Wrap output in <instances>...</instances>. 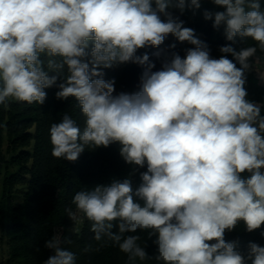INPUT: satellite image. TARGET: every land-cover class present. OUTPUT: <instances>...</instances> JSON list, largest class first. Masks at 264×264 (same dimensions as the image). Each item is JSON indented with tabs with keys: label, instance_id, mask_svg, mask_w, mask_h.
<instances>
[{
	"label": "clouds",
	"instance_id": "9594fccd",
	"mask_svg": "<svg viewBox=\"0 0 264 264\" xmlns=\"http://www.w3.org/2000/svg\"><path fill=\"white\" fill-rule=\"evenodd\" d=\"M212 3L223 10L204 19L231 42L219 58L172 11L199 10L202 0H0V105H42L56 86V98H74L84 119L66 112L51 124V155L75 162L117 143L130 176L139 173L138 187L125 178L82 189L76 211L65 210L72 221L83 213L93 239L118 246L126 264H264V246L250 242L244 255L225 239L241 222L248 232L264 225V105L245 87L264 53V8ZM169 35L192 47L153 71L137 51L159 49ZM237 38L254 43L237 49ZM127 63L143 68L139 90L114 94L103 69ZM138 232L155 237L154 257ZM44 246L52 254L43 264H76L58 235Z\"/></svg>",
	"mask_w": 264,
	"mask_h": 264
},
{
	"label": "trees",
	"instance_id": "16d2710c",
	"mask_svg": "<svg viewBox=\"0 0 264 264\" xmlns=\"http://www.w3.org/2000/svg\"><path fill=\"white\" fill-rule=\"evenodd\" d=\"M260 2L264 8V0ZM205 10L216 12L223 9L214 5L212 0H202L199 10H185L183 14L175 9L172 11L184 21L185 27L194 29L196 36L208 44L212 57L219 58L220 46L231 42L226 40L223 28L214 29L212 21L204 19ZM252 43L251 40L242 42L237 38L233 46L239 49ZM173 44L175 48L170 47ZM189 47L192 46L169 35L159 49L146 47L139 49L137 55L147 53L155 64L153 71H156L171 59L173 52L183 57ZM157 51L161 52L159 57L154 55ZM261 54L264 60V53ZM103 71L105 80L114 81V94L139 90L141 66L119 64ZM245 87L248 100L264 105V84L251 72L247 73ZM45 91L47 98L42 105L26 102H11L7 107L0 105V247L7 253L6 263L43 264L52 254L45 248V241L58 235L61 247L75 253L76 264H126L127 255L118 246L111 241L101 246L102 242L93 239L91 222L84 218L83 213V225L78 231L76 221L70 220L65 210L71 208L76 211L72 197L82 189L91 190L97 185H109L114 180L123 181L125 178L131 179L133 188L138 187L141 183L139 173L130 176L131 166L120 156L117 143L107 148L86 149L75 162L54 158L49 139L51 124L59 122L66 112L81 126L84 118L74 98L57 99L56 86ZM261 115H264V107ZM140 171H146V166ZM241 175L247 178L248 174ZM136 234L141 236L140 243H145L148 255L154 257L157 254L153 243L155 237L149 238L146 232ZM225 239L235 242L236 250L246 255L250 242L264 246V225L248 232L241 222L235 230L226 231ZM137 264L162 262L152 259L137 261Z\"/></svg>",
	"mask_w": 264,
	"mask_h": 264
},
{
	"label": "rangeland",
	"instance_id": "374dc122",
	"mask_svg": "<svg viewBox=\"0 0 264 264\" xmlns=\"http://www.w3.org/2000/svg\"><path fill=\"white\" fill-rule=\"evenodd\" d=\"M263 55L258 52L257 56L255 57L254 61L252 62V68L248 71L255 75V77L258 78V80L264 84V60L262 59ZM5 170L2 172V176L4 174ZM78 219L76 220V228L78 231L82 228L83 220L81 213H77ZM7 253L5 252V249L0 247V264H7Z\"/></svg>",
	"mask_w": 264,
	"mask_h": 264
}]
</instances>
